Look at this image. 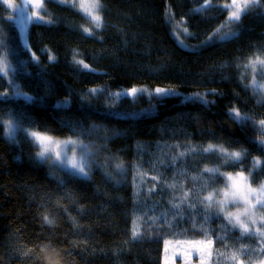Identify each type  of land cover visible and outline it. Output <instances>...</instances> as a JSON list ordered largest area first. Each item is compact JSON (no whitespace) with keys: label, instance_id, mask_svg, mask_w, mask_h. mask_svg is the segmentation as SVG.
<instances>
[{"label":"trees","instance_id":"1","mask_svg":"<svg viewBox=\"0 0 264 264\" xmlns=\"http://www.w3.org/2000/svg\"><path fill=\"white\" fill-rule=\"evenodd\" d=\"M229 1L212 0V6L194 12L204 0H101L104 26L88 36L82 28L89 22L77 7L43 0L40 13L54 23H29L25 48L17 22L8 20L10 6L0 0V61L9 65L11 80L0 74V121L13 120L23 128L35 121L34 130L80 138L94 146L95 158L90 179H83L38 160L37 147L23 131L10 141L0 126V264H164L166 239L205 238L199 226L193 230L190 221L173 220L179 210L169 201L180 203L183 193L191 190L188 200L196 202L225 184L224 171L251 170L254 185L264 180V164L253 169L254 158L264 161V146L254 142L257 131L251 122L241 125L227 114L235 107L257 121L264 119V102L258 103L262 95L245 87L250 73L243 67L249 58L264 59V0L239 21L225 25L227 10L217 6ZM176 22L192 34L183 38L193 49L183 48L174 38ZM221 25L222 31L235 35L204 43ZM74 52L95 71L73 63ZM133 85L174 87L183 95L216 94L207 96L214 101L207 106L182 103L183 95L153 99L151 112L147 95L135 102L121 97L112 107L104 94L81 99L93 87L114 92ZM17 87L34 99L15 95ZM66 98L68 106L56 107ZM81 129L84 135L74 134ZM209 143L229 151L247 150V155L235 165L221 166L214 180L201 174L205 166L219 163L213 154L186 155L172 163L180 152ZM108 158L123 163V173L107 177L96 162ZM160 159L165 164H159ZM172 183L176 187L168 188ZM181 207L187 215V206ZM165 211L173 226L164 224V217L152 224L149 217ZM45 214L54 218V226L43 223ZM136 217L140 219L134 225ZM134 226L140 231L135 240ZM204 227L215 233L211 264H236L216 253H239L242 246L249 251L241 260L250 264L264 259L257 253L261 239L241 237L240 229H232L223 214ZM226 233V240L217 239ZM49 239L62 250L61 256L40 252L39 246ZM29 249L33 251L25 256Z\"/></svg>","mask_w":264,"mask_h":264},{"label":"snow or ice","instance_id":"2","mask_svg":"<svg viewBox=\"0 0 264 264\" xmlns=\"http://www.w3.org/2000/svg\"><path fill=\"white\" fill-rule=\"evenodd\" d=\"M32 0H29L31 3ZM61 4H66L70 7L76 8L77 4L73 2V0H58ZM3 3L9 6H12L14 0H3ZM258 4V0H230V3H225L222 6L218 5L221 9H234L229 12L228 20L229 21H239L243 13L247 12L250 8ZM36 7H43L41 0H35ZM212 6V0H204V3L197 9H193L194 12H200L205 7ZM103 5L101 0H88V3H85L84 0H81L79 3V10L83 11L86 17L90 18L91 23L94 25L96 29H100L104 26L103 19L100 15V10ZM8 20H15L18 23L21 39L24 41L25 48L28 46V41L26 36L24 35L27 31V27L29 23L35 22H45V23H54L52 20L45 21L43 15L38 12H32L31 15H28L24 6L17 7V14L15 16L10 15ZM224 25H221L220 28H217L211 36L208 37V42L218 41L223 42L226 41L229 37L235 35V33L230 30L225 32L222 31ZM83 32L88 36H93L95 33L91 28H84ZM185 36L192 35L188 33L187 30H184L183 33ZM178 43H182L178 41ZM30 51V49H29ZM76 53L73 54V63L77 64L81 67L82 70L95 71L89 64L85 63L83 59H76ZM31 58L35 61H39V57L36 56L35 53H32ZM54 56H49V60H54ZM260 65L261 68H264V59L260 56H256L254 59L249 58L248 63H246L243 67L245 69L251 67L254 71V76L251 85L245 84V87H252L254 93H259L261 90H264V73H260L261 81L256 79V66ZM9 65L3 61H0V74L3 76L8 75ZM239 67V65H238ZM241 78L244 79V73L241 74ZM104 94L107 100L111 101L109 107L115 105L121 97H131L133 102L140 95H147L149 98V109L147 111H152L155 105L151 103L153 99L161 100L168 97H176L181 96L180 92H178L174 87H156L154 89H149L147 86H135L128 89H121L117 92H112L107 88H91L88 90V93L81 97V99H86L87 95L96 94ZM209 94L215 95V90H212L211 93H192L188 95H183L182 103L185 102H199L204 106H207L214 101H209L207 96ZM15 95L23 96L25 100L31 102L34 97L30 96L28 93L21 91L18 87L15 90ZM264 102V95L260 96L258 103ZM70 104L69 99H65L57 103L56 107H66ZM143 111V110H142ZM228 116L236 121L237 123L243 125L247 122H251L253 128L257 131L258 136L254 141L255 143L264 146V119H259L258 121L254 119L253 116L248 115L247 113H242L239 109L232 107L228 111ZM137 115V114H133ZM6 125V137L10 140L15 139V134L18 130L23 131L26 134V138L33 143L34 146L38 148L35 155L38 160L42 162L51 163L54 166L65 168L70 170L72 175L82 177L83 179H90V173L92 169V157H93V145L88 142L86 143L81 139H72L68 138L65 140H59L54 138L53 136L48 134V130L40 131V130H32L35 127L36 122L30 121L28 128H21L18 122L7 120L0 121V126ZM98 127V126H96ZM85 130L81 129L80 133H74L78 137L80 135H84ZM179 147V145H177ZM71 152V155L68 153ZM79 153V158H77V154ZM205 154H213L219 163H216L213 167L205 166L202 169V175L204 173L208 174L209 180H214L215 177L220 173V167L223 165H235L243 160V158L247 155V150L240 151H229L223 145H215L209 143L205 147L200 146H192L187 149L186 152H180L178 157H172V163L175 164L178 158H183L186 155H200L204 156ZM159 164H165L163 159L158 161ZM264 164L259 157L253 159V169H256ZM155 166V165H153ZM117 169L123 168V163L116 165ZM251 174V170L249 175ZM106 175L111 178V173H106ZM227 178V186L221 193H217L216 191L209 192L202 199H198L196 202H189L188 197L190 195V191H185L183 196L180 198V203H172L171 207L173 209H178L174 216L173 220L179 222H191V228L195 230L198 226L204 232V239L200 241H192L190 242V246L185 248L182 253L184 259V264H192V255L195 252L197 256H199V264H208V258L212 257L213 252L216 251L213 249L214 240L212 236L215 233L209 234L208 230L205 229L204 225L212 218H219L221 214H223V219L227 221L229 225L232 226V229L239 228L241 237H245L247 235H256L261 239L260 248L257 249L258 254H264V214H259V209H264V183H262L258 188H252L249 184V176L245 175L244 171H238L234 175L232 173L226 174ZM153 180L158 179V177H152ZM192 179H196V177H192ZM208 186V181H205V187ZM168 188H175L176 184H168ZM155 188V185H154ZM152 191V190H150ZM139 195V192H137ZM220 196L217 199V196ZM242 205L239 207L236 212L228 211L229 204ZM186 205L189 213L186 215L181 205ZM67 211V210H65ZM168 213L162 212L160 216H152L149 219L152 221V224H156L161 217H164L163 223L167 224L169 228L173 226V220H169L167 218ZM199 217V219H198ZM140 217H136L133 220V224L136 225V221L139 220ZM43 223L49 226H54L55 220L54 218H50L49 215L45 214L42 218ZM259 222V226L258 225ZM188 230L185 229L184 232ZM231 231V229H229ZM140 237V231L138 226H134L132 230V239H138ZM218 240H226L227 233L224 236H218ZM165 252L168 251V241H165ZM227 247V245H225ZM40 252L43 253H51L56 256H61L62 250L58 249L55 246V241L49 239L48 242L44 245L39 246ZM32 249H29L28 252H25L24 255H29L32 252ZM247 246H242L239 253L233 252L231 255L227 253L218 252L217 255L221 257V260H232L235 261L236 264H248V262L241 260V255L248 254ZM164 264H169V258L167 255L164 259ZM259 264H264V259L259 261Z\"/></svg>","mask_w":264,"mask_h":264},{"label":"rangeland","instance_id":"3","mask_svg":"<svg viewBox=\"0 0 264 264\" xmlns=\"http://www.w3.org/2000/svg\"><path fill=\"white\" fill-rule=\"evenodd\" d=\"M57 1V0H56ZM43 2V0H41V3ZM73 2H75L76 4H77V9L79 10V3L81 2V0H73ZM84 2L85 3H88V0H84ZM228 3H230V1L228 2ZM43 4V3H42ZM19 6H24L25 7V10H26V12H27V14L28 15H31L32 14V12H38L39 14H41L40 13V11L43 9V7H36L35 6V0H32V2L31 3H29V0H14V3H13V5L12 6H10V8H11V14L13 15V16H15L16 14H17V7H19ZM232 10H234V9H227V14H228V16H229V12L230 11H232ZM81 11V10H80ZM83 12V11H82ZM83 15H84V17H85V19L89 22L88 24L89 25H87V26H84L83 28H82V30L84 29V28H91L92 29V31L95 33L97 30H99V29H96L95 27H94V25L91 23V21H90V18H88V17H86V15L84 14V13H82ZM228 16H227V20H226V22H225V25H227L228 24V22H229V20H228ZM18 24V23H17ZM30 25V24H29ZM28 25V26H29ZM174 25V27H175V29H173V34H174V37L175 38H177V41H181L182 43H179L183 48H189V49H193V47L190 45V42H188V41H185V38H183V37H186L183 33H184V30L186 29V28H184L182 25H181V23L180 22H176L175 24H173ZM28 28V27H27ZM220 28V27H219ZM187 30V29H186ZM27 32V31H26ZM26 32H25V36H26V38H27V41H28V35L26 34ZM20 35H21V33H20ZM255 72H256V79L258 80V81H261V75H260V73H264V68H261V66L258 64L257 66H256V70H255ZM249 73H250V81H249V83H250V85H251V83H252V80H253V76H254V71H253V69L251 68V67H249ZM261 82H264V81H261ZM93 88H96V87H93ZM149 89H154L155 87H148ZM178 92H180V93H182L180 90H177ZM115 92H117V91H115ZM200 93H205V92H202V91H199ZM261 95H264V90H261V92H259ZM189 94H192V93H189ZM149 108V107H148ZM151 112V111H150ZM5 121H7V120H5ZM4 126V131H5V133H6V125H3ZM23 128V127H22ZM32 130H34V129H32ZM17 133V132H16ZM7 138V137H6ZM54 138H56V139H59V140H65V139H68V138H58V137H54ZM8 139V138H7ZM73 139V138H72ZM75 139H80V138H76L75 137ZM8 140H10V139H8ZM10 141H12V140H10ZM87 143V142H86ZM96 148V147H95ZM36 151H38V148H36ZM36 153V152H35ZM68 155H71V152H69L68 153ZM93 156H94V149H93ZM77 158H79V153L77 154ZM94 159L95 158H93L92 157V164L93 163H95V161H94ZM48 163V162H47ZM115 163V160L114 159H111V158H108V160L107 161H104V160H102L101 162H96V165H98V166H100L103 170H104V172H105V174L106 173H111V177H113V174L114 173H116V174H121V172L123 171V169H124V167L122 168V169H117L116 168V164H114ZM51 166H54V165H52L51 163H49ZM215 166V165H214ZM207 167H213L212 165H209V166H207ZM61 168V167H60ZM62 169H64V170H67V169H65V168H62ZM68 171H70V170H68ZM71 172V171H70ZM123 173V172H122ZM225 175L226 174H228V173H232L233 175L236 173V171L233 173V172H231V171H224L223 172ZM245 175H248L249 176V173L247 174V173H245ZM108 177V176H107ZM224 183L225 184H223L222 186H219V187H216V188H214L213 190H211V191H209V192H213V191H216L217 193H221L222 191H223V189H225V187L227 186V183H228V181H227V178L225 177V180H224ZM262 183H264V180H262V182H260V183H257L256 185H254V184H252V182L250 181V179H249V184H250V186L252 187V188H258ZM208 192V193H209ZM208 193H206V195L208 194ZM205 195V196H206ZM204 197V195H202L201 196V198L200 199H202ZM220 198V196L218 195L217 196V199H219ZM232 205H234L235 207H231ZM239 207H242V205H236V204H229V206H228V211H232V212H236L237 211V209L239 208ZM258 212H259V214H264V209H259L258 210ZM257 226H259V222H258V225ZM200 240H202V239H198V238H196V239H190V238H186L185 240H178V239H173V240H171V239H166L165 241H168L169 242V244H168V251H167V253L165 252V243H164V247H163V249H164V252H163V254H165V256L167 255V257L169 258V264H184V259H183V257H182V255H180L179 253H182L183 252V250L185 249V248H187V247H189L190 246V242H192V241H200ZM165 258V257H164ZM192 264H199V256H197L196 254H195V252L193 253V255H192ZM208 264H211V261H210V258H208ZM250 264H259V263H256V262H253V263H250Z\"/></svg>","mask_w":264,"mask_h":264},{"label":"bare ground","instance_id":"4","mask_svg":"<svg viewBox=\"0 0 264 264\" xmlns=\"http://www.w3.org/2000/svg\"><path fill=\"white\" fill-rule=\"evenodd\" d=\"M82 13H83V12H82ZM174 38H175V37H174ZM6 78L8 79V81H11L10 78H8V76H7ZM125 89H128V88H125ZM119 90H121V89H116L115 91H119ZM115 91H114V92H115ZM12 121H13V120H12ZM19 125H20V124H19ZM21 127H24V126H21ZM3 131H4V130H3ZM17 132H18V131H17ZM15 135H16V134H15ZM5 136H6V135H5ZM14 140H15V139H14Z\"/></svg>","mask_w":264,"mask_h":264},{"label":"crops","instance_id":"5","mask_svg":"<svg viewBox=\"0 0 264 264\" xmlns=\"http://www.w3.org/2000/svg\"><path fill=\"white\" fill-rule=\"evenodd\" d=\"M172 34H173V32H172ZM173 36H174V34H173Z\"/></svg>","mask_w":264,"mask_h":264}]
</instances>
